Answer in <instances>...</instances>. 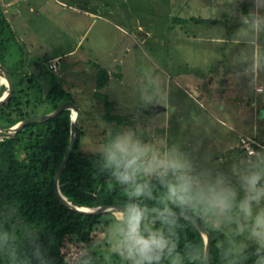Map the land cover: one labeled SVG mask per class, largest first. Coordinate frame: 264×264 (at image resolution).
Here are the masks:
<instances>
[{"label":"clouds","instance_id":"1","mask_svg":"<svg viewBox=\"0 0 264 264\" xmlns=\"http://www.w3.org/2000/svg\"><path fill=\"white\" fill-rule=\"evenodd\" d=\"M240 0H229L221 13L238 20L226 36L214 27L217 42L232 44L227 63L231 73L250 84L264 75V0H250L245 13ZM130 96L112 84L123 107L146 109L164 105L167 93L151 77ZM199 130L168 139L153 120L117 126L93 141L95 165L123 192L112 211L88 241L63 248V264H213L203 241L183 251L180 232L194 225L204 236H218L222 264H264V143L227 161L199 153ZM7 225V226H6ZM15 204L0 206V258L5 264H53L38 233L25 227ZM22 232V239L18 233ZM27 245V249L25 248Z\"/></svg>","mask_w":264,"mask_h":264},{"label":"rangeland","instance_id":"2","mask_svg":"<svg viewBox=\"0 0 264 264\" xmlns=\"http://www.w3.org/2000/svg\"><path fill=\"white\" fill-rule=\"evenodd\" d=\"M19 1L18 17L22 24L17 28L18 35L31 47L32 58L53 61L60 57L57 72L51 70V73L72 94L81 110L78 128L83 130L84 154L95 155L90 151L93 141L120 126L106 121L105 106L94 96L97 68L93 64L110 74L101 92L115 104L112 114L123 117L121 126L153 120L158 134L168 139L186 136L190 129L196 128L200 133L199 153H213V158L219 156L222 162L245 153L239 146L242 136L251 138L254 147L258 142L264 143V75L258 76L248 87L258 95L254 97L253 92L244 99L252 98L258 104L242 119L234 118V113L238 114L236 110L224 112L210 104L225 97H231L229 100L233 102L241 96L236 86L225 89L221 74L231 73L227 57L233 45L218 43L214 29L223 27L225 35L230 36L239 26L235 17L221 13L229 0ZM6 4L7 0L6 3L0 0L3 11L8 8ZM237 7L246 13L251 7L250 0H240ZM174 18L188 23L176 24ZM191 18L218 20L222 24H197L191 22ZM30 69L38 72L33 66ZM210 73L214 77H209ZM184 74L197 83L187 85L190 81L182 78ZM146 77L159 82L166 91L165 104L140 110L123 107L110 86L118 85L122 93L130 96L139 84L147 82ZM0 81L7 87L2 77ZM238 81L244 85L249 83L243 79ZM208 85H213L209 97L205 90ZM204 94L210 102L202 98ZM227 141L234 143L228 152L224 148ZM105 217L92 236L105 222ZM205 239L203 235L204 243ZM77 242L80 241L76 237L66 236L62 250L72 248ZM94 255L101 258L99 264H104L103 250L96 249ZM113 260L114 264H121L118 258Z\"/></svg>","mask_w":264,"mask_h":264},{"label":"trees","instance_id":"3","mask_svg":"<svg viewBox=\"0 0 264 264\" xmlns=\"http://www.w3.org/2000/svg\"><path fill=\"white\" fill-rule=\"evenodd\" d=\"M190 21L222 24L218 20L201 18ZM173 22L188 23L181 18H174ZM0 65L8 70L14 84L13 97L0 107V136L28 118L49 115L65 102L74 101L72 94L46 66L45 60L31 62L26 46L19 42L1 6ZM31 66L38 72H31ZM93 66L97 68L94 96L105 106L106 121L121 126L123 117L112 114L115 104L101 92L110 74L97 64ZM7 91L0 81V99ZM73 126L72 112L66 110L49 120L27 124L14 137L0 139V206L15 204L24 226L40 230V242L53 258V264H63L62 244L66 236L72 235L80 242L88 241L102 217L110 213L81 214L63 204L55 194V174L70 146ZM82 137L83 130L78 128L73 151L59 181L60 192L68 203L79 208L108 207L113 201L123 199V192L107 180L106 174L99 172L95 155L82 152ZM194 227H186L180 232L181 251L200 241L204 243L203 235L194 231ZM22 236L19 232L18 237L22 239ZM219 243L218 236H211L213 264H222L218 258ZM253 259L248 264H252ZM0 264H5L3 258H0Z\"/></svg>","mask_w":264,"mask_h":264},{"label":"crops","instance_id":"4","mask_svg":"<svg viewBox=\"0 0 264 264\" xmlns=\"http://www.w3.org/2000/svg\"><path fill=\"white\" fill-rule=\"evenodd\" d=\"M4 2L6 3V0ZM6 5L8 6V8L4 11V13L6 14V16L8 15L7 18L9 20L13 30L17 34L19 42L26 46V48H27V50H28V52L30 54L31 62L44 61V60L47 61V59H45V58L43 60L33 59L32 58L31 47L28 46L26 44V42L24 41V39H22L21 36L18 35L17 28H19L21 26L20 24H22L20 19H19V17H18L19 14L21 13V11H20V5H21L20 1L19 0H7V4ZM3 8H4V6H3ZM14 9H16L17 11H15ZM30 10H32V8ZM79 44L80 43H78V45ZM78 45H77V47H78ZM74 52H75V50L70 52L69 56L71 54H73ZM59 59H60V57H56V59H54L53 61H47L48 65H50V66L51 65H56V67H57V63L60 61ZM230 74H232V73L226 74V73L222 72V74H221V76L224 78V81H225V85H226L225 89H229L232 86H236L237 89H238L236 92L241 94L240 98L239 99L236 98L232 102V101L229 100L231 97L230 98L229 97H225L224 99L221 98L220 100H218L219 102H214L213 104L212 103H210V104L213 107L218 108V109H220L221 111H224V112L227 111V110H229V111L234 110V112H235V110H236L238 112V114L234 113V115H233L234 118L238 119V117H239V119H242L243 117L247 116L249 112H251V109H253L255 107V105L258 104V102L255 101L252 98H250V100H246L244 98L248 97V95L252 96L253 92H254V97H256L258 94H257L256 90L253 91L251 89H248V87L251 85L250 83H248L247 85H244L242 83V81L239 82L238 79L233 74H232L231 77H228V75H230ZM182 76H183L182 78L185 79L186 82L190 81L189 83H186L187 85H191L192 86V85H195L197 83V81L190 80V76H188V75L184 74ZM209 77H214V76L210 73ZM207 80L208 79L205 78L204 83H206ZM255 81H256V79H255ZM252 84H254V83H252ZM212 87H213V85H208V86L205 87V90H207L208 97H209V91L211 90ZM222 89H223V87H221L220 90H222ZM227 95H230V93H227ZM222 96H225V94H222ZM202 98L205 101H209V99L207 98V96L205 94H204V97H202ZM233 145H234V143L232 141H227V142H225V147L224 148L227 149L226 151L228 152L231 149H233V147H234ZM222 158L226 159V157H224V156Z\"/></svg>","mask_w":264,"mask_h":264},{"label":"water","instance_id":"5","mask_svg":"<svg viewBox=\"0 0 264 264\" xmlns=\"http://www.w3.org/2000/svg\"><path fill=\"white\" fill-rule=\"evenodd\" d=\"M0 77H2L8 87V93L5 94L1 99H0V107L7 104L11 98L13 97L14 94V84L12 81V78L8 72V70L0 65ZM66 110H70L72 112V122L74 123L73 126V130L71 132V141H70V146L66 152V155L64 157V160L62 162V164L60 165L59 169L57 170L56 174H55V179H54V190H55V194L57 195V197L59 198V200L65 204L66 206H68L69 208L81 213V214H85V215H96V214H103L106 212H111L112 209L110 206L108 207H99L96 209H87V208H79L76 206H73L72 204L68 203L66 201V199L62 196L60 189H59V181L60 178L67 166V163L69 161V158L71 156V153L73 151V147L76 141V133L78 130V125L80 122V117H81V110L78 107V105L74 102V101H67L65 102L63 105H61L57 110H55L53 113L49 114V115H42V116H37V117H33V118H28L26 120H24L22 123L18 124L17 126L13 127L7 134L0 136L2 137H14L16 136V134L23 129L27 124L31 123V122H42V121H46L49 120L51 118H54L56 116H58L60 113L66 111ZM75 113V115H74ZM203 235V233H201ZM205 243H206V248L211 250V237L205 236Z\"/></svg>","mask_w":264,"mask_h":264},{"label":"built area","instance_id":"6","mask_svg":"<svg viewBox=\"0 0 264 264\" xmlns=\"http://www.w3.org/2000/svg\"><path fill=\"white\" fill-rule=\"evenodd\" d=\"M4 1L5 0H1L2 3H4ZM50 68L51 70L57 72L56 65H51ZM254 145H255V142L251 138L245 137V136L240 137L239 146L243 152L246 153L250 147L255 148Z\"/></svg>","mask_w":264,"mask_h":264},{"label":"bare ground","instance_id":"7","mask_svg":"<svg viewBox=\"0 0 264 264\" xmlns=\"http://www.w3.org/2000/svg\"><path fill=\"white\" fill-rule=\"evenodd\" d=\"M74 115H75V113H74Z\"/></svg>","mask_w":264,"mask_h":264}]
</instances>
